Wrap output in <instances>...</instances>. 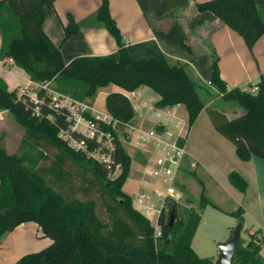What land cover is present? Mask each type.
<instances>
[{
  "label": "trees",
  "instance_id": "trees-1",
  "mask_svg": "<svg viewBox=\"0 0 264 264\" xmlns=\"http://www.w3.org/2000/svg\"><path fill=\"white\" fill-rule=\"evenodd\" d=\"M54 1L0 0L1 58H12L33 82H54L58 92L90 104L95 103L102 88L111 84L130 92L148 86L160 95L156 107L185 105L188 131L206 109L214 128L235 146L239 159L244 162L254 156L264 159V76L256 83L255 92L228 88L220 73L219 55L212 50L210 82L217 89L215 97L244 109L241 115L230 119L223 109L207 106L201 93L210 97L213 93L191 74L187 64L166 54L158 58L132 57L111 14L109 0H102L98 19L115 38L120 58L74 56L65 64L58 47L43 29L44 7ZM204 11L214 13L242 35L250 49L264 35V12L257 8L256 0L198 2L196 13ZM180 15L181 11H174L156 16L145 10L150 25L167 31ZM160 20L161 25L157 23ZM64 28L66 38L79 31L71 14ZM182 46L193 51L185 38ZM32 92L36 100L29 91L10 90L0 77V110H7L25 127L22 141L39 149V159L29 167L24 163L25 157L7 151L0 135V236L33 221L53 242L23 255L13 264H216L212 258L200 257L192 247L201 222L199 212L190 210L188 220L179 221L176 203V219L171 226L170 205L158 218L157 234L151 220L134 208L132 197L123 190L132 159L119 133L125 130L123 123H132L136 117L127 95L116 91L106 97L107 111L120 121L117 129L104 126L112 131L115 144L111 161L106 162L88 158L60 138V130L69 126L67 109L55 107L53 95L46 88ZM88 143L91 151L100 145L95 140ZM117 168H120L118 176L110 178ZM228 179L240 192L247 191L249 181L239 172L229 173ZM208 205L218 207L202 190L200 206ZM231 214L244 225L242 207ZM180 226L182 233L170 249V237ZM256 234L252 235L257 243L240 242L232 264H262L264 236Z\"/></svg>",
  "mask_w": 264,
  "mask_h": 264
},
{
  "label": "crops",
  "instance_id": "crops-1",
  "mask_svg": "<svg viewBox=\"0 0 264 264\" xmlns=\"http://www.w3.org/2000/svg\"><path fill=\"white\" fill-rule=\"evenodd\" d=\"M204 1L209 0H109V5L111 14L125 37L128 51L132 57L158 58L162 54H166L173 60L187 64L191 74L199 82L208 86L211 93L215 94L217 89L209 84L213 74L212 50L214 49L219 55L220 73L227 87H239L243 90H250L264 76V35L250 49L242 35L224 24L214 13L210 11L196 13V4ZM101 3L102 0H55L52 5L44 7V32L52 43L58 47L65 64H68L74 56L120 58L115 38L108 31L105 23L98 19ZM256 5L260 11L264 12V0H256ZM147 9L151 10L156 16L174 11H181V15L178 21L167 31L163 28L156 29L150 25L145 16V10ZM69 14L75 19L79 31L66 38L64 27L68 22ZM157 23L160 24L161 20ZM184 38L185 43L193 51L183 48L182 40ZM1 44L2 37L0 35V48ZM0 77L6 81L10 90L17 89L19 92L28 90L32 93L35 88V82L31 80L29 74L17 66L12 58L0 57ZM116 91L129 97L136 111L134 121H137L140 126L150 128L154 125H159L164 127V131L167 134L179 135L183 131L177 127L178 123L175 124L174 120H178L181 109H183L182 112L186 116V118L184 116L182 119L187 125L188 112L187 109L186 112L184 111L186 107L184 108L183 106L185 105L178 104L166 108L156 107L155 102L160 98V95L148 86H141L137 90L130 92L118 85L111 84L100 90L94 105L96 106L100 99L105 111H107L106 97L109 93ZM144 96L149 97L148 101L145 100ZM206 104L207 106L210 105ZM152 107L156 111H153ZM149 108L155 113V117L157 116L156 112H160V116L156 117L157 120H153L148 115L147 109ZM221 109L226 112L230 119L243 113L241 110L239 114L231 115L223 106ZM204 110H202L188 131L186 146L191 129L196 127V130H198L197 125L204 115ZM14 122V117L7 110H0V135L3 136L2 143L7 151H10L9 136L11 134L18 135V132L13 127ZM217 132L209 118L203 130L204 135L219 138L220 136H218ZM24 133L20 136L21 141ZM186 158L199 161L189 150ZM256 158L258 157L254 156L248 162L243 161L247 164H240V174L249 181L248 189L243 194L245 196L249 195L248 198L255 204V210L251 206H245L244 222L248 214L255 215L254 217L259 222L260 228L255 231H248L249 236L257 232L256 235L263 237L264 181L260 182L258 180L260 165ZM239 160L242 161L241 159ZM211 175L216 179L213 173ZM252 187L253 189L251 190ZM254 187L256 188L255 191ZM140 189L137 190L136 194ZM242 230H244V227ZM197 232L193 238L192 245L196 239ZM52 242L53 239L44 235L38 223L33 221L24 222L14 230L0 236V264H13L23 255L44 249L51 245ZM260 255L262 264H264V243L261 245Z\"/></svg>",
  "mask_w": 264,
  "mask_h": 264
},
{
  "label": "rangeland",
  "instance_id": "rangeland-1",
  "mask_svg": "<svg viewBox=\"0 0 264 264\" xmlns=\"http://www.w3.org/2000/svg\"><path fill=\"white\" fill-rule=\"evenodd\" d=\"M34 86L35 88L33 90H38L43 87L46 88L53 96H56L55 92L60 93L56 90V84L54 82L47 84L35 82ZM30 94L31 96L36 95L34 92ZM215 94L213 93L210 97L209 95L205 96L203 93H201V96L203 100L212 107L221 108L223 106L224 109H227L228 113L231 115L239 114L241 110L244 112V109L237 107L235 103H227L220 97H215L217 96ZM144 98L146 101H148L149 97L144 96ZM183 107L185 108V106ZM96 108L105 111L100 99L96 105ZM182 111L183 109H181L179 112L180 119L184 118L185 116L184 112ZM184 111L186 112V108ZM147 113L151 118H153V120H157V116L155 117V113L152 112L150 108L147 109ZM209 118L208 110L205 109L204 115L197 125L198 130H196V127L192 128L187 140L188 150L194 154L200 162L198 161L196 168H192L191 163L194 161V159L188 160L185 157L182 163L183 171L178 172L176 175V185L184 194L183 201L178 204L177 215L179 221H187L190 210H196V212L200 213L202 220L192 247L200 257H213L212 259L216 261L220 252L219 244L230 239L231 235L240 222L236 216L231 214V212L236 211L239 207L245 209L246 205L251 206L252 209L255 210V204H253V201L248 198L249 195H246V197L229 182V173L233 171L241 173L240 164L247 163L239 160L235 153V146L233 143L220 133L217 132L218 136H220L219 138L204 135L203 130L205 128L206 121H208ZM14 119L15 122L13 127L14 130L18 132V135L16 136L11 134L9 136L8 142H10V151L8 152L25 157L26 161H24V163L29 167H33L35 162L39 159V149L30 143L21 141L20 136L25 132V127L20 124L15 117ZM178 122L179 119L174 120L175 124ZM132 123L134 126L143 127L140 126L137 121ZM180 124L182 125L183 122H180ZM158 127L160 126L158 125ZM144 128L148 127L144 126ZM127 130L129 131L131 129L127 128L120 131L119 133V138L121 139L132 159L131 172L123 190H125V192L127 191L126 193H131L128 194L134 200L136 192L139 188L145 190L151 189L153 187L152 178L146 176L144 173L145 165L153 153L141 150L135 145V141H137L138 137L137 132H134L133 134V139L135 141H130L127 139ZM186 130L188 134L187 125ZM95 155L96 156L93 158H97V160L100 161H106L105 158H109L107 156V152H100ZM256 161L260 165L258 169V180L262 182L264 181V159L256 158ZM119 173L120 168H117L113 174L109 175V177L115 178ZM212 173L215 175L216 179L212 177ZM148 183H150V185L148 188H146L145 186ZM144 184L145 186H143ZM252 189L253 187L251 190ZM202 190H204V194L209 198V200L218 206L217 208H214L211 205L203 208L200 206ZM255 190L256 188L254 187V191ZM149 216L152 219L151 223L155 226L156 233L159 234L155 213H151ZM254 216L248 214L244 222V230H242L241 233V242L244 244H246L249 240H254V242L257 243V239L254 237V235L249 236L248 232L251 230L255 231L260 228V224ZM181 233V226L177 227L174 237H170V249H173L176 240ZM248 238L249 240H247Z\"/></svg>",
  "mask_w": 264,
  "mask_h": 264
},
{
  "label": "built area",
  "instance_id": "built-area-1",
  "mask_svg": "<svg viewBox=\"0 0 264 264\" xmlns=\"http://www.w3.org/2000/svg\"><path fill=\"white\" fill-rule=\"evenodd\" d=\"M209 84L212 85L211 82ZM257 89L258 87L254 85L250 90L255 92ZM55 94L56 96H53L55 107L65 108L69 114V126L60 130L59 137L75 151L85 153L89 158L107 150L109 158H105V160L106 162L111 161V153L115 150L114 135L111 130H106L104 126L109 125L112 129H117L120 121L108 111L96 108L94 104L62 93L55 92ZM32 98L37 99L36 95ZM151 109L156 111L154 107ZM156 115L160 116V112H156ZM178 119L177 127L185 132H180L176 136L160 130L158 125L144 128L134 126L131 122L123 123L125 129H131L127 130V139L135 141L133 134L137 132L138 137L135 145L141 150L153 153L144 168L145 175L153 180V187L139 190L133 200V206L150 220L152 219L149 214L155 213L157 223L164 209H168L172 203L179 204L184 199V194L176 185V175L183 171L182 163L188 156L187 130L184 120ZM180 122L183 124L181 125ZM76 134L80 136L78 137ZM180 139L184 142H180ZM88 140H95L100 144L99 147L91 151ZM197 165V160L191 163L192 168H196ZM149 185L150 183L146 184L145 187L148 188ZM157 226L160 233V227Z\"/></svg>",
  "mask_w": 264,
  "mask_h": 264
},
{
  "label": "water",
  "instance_id": "water-1",
  "mask_svg": "<svg viewBox=\"0 0 264 264\" xmlns=\"http://www.w3.org/2000/svg\"><path fill=\"white\" fill-rule=\"evenodd\" d=\"M170 211V224L173 225L176 219V206L174 203L171 204ZM243 229V225L239 224L233 232V236L219 244V257L215 261L216 264H232V259L237 252V246L241 242V232Z\"/></svg>",
  "mask_w": 264,
  "mask_h": 264
}]
</instances>
